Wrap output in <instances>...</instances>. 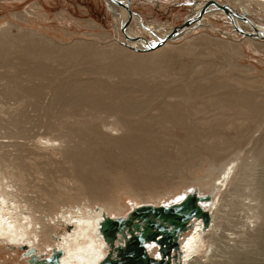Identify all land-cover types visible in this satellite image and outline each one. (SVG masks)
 Listing matches in <instances>:
<instances>
[{"label":"bare ground","instance_id":"obj_1","mask_svg":"<svg viewBox=\"0 0 264 264\" xmlns=\"http://www.w3.org/2000/svg\"><path fill=\"white\" fill-rule=\"evenodd\" d=\"M107 1L111 9L115 11V15L126 26V32H123L127 40V45L131 47L126 46L127 48H124L119 43L113 42L110 46L111 50L102 57L108 58L109 60L103 67L110 69V72L114 76H118L119 78H116L118 81L112 80L113 82L111 83H99L95 81L88 82L86 85L78 82V88L84 89L86 87L90 91L87 98L91 106L88 104V109L81 106L83 101L82 90L76 91L70 82L63 83L65 84L64 88H67V85H69V87L74 89L72 90L73 92L71 91L72 93H70L69 99L58 97L57 101L60 99V102L64 104L63 108L65 109L66 118L72 117L76 120L85 119L88 122V118L91 115L101 119V126L97 130L99 135L104 133L103 127L110 125L111 131L106 130V135L101 138L107 143L104 145L111 149L112 146L109 145L111 144L119 148L124 154H129L130 157L124 162L117 161L113 163L111 161L114 166L104 164L103 156H107L111 160L110 153L102 152L97 154L96 149L92 150L94 144L88 139V136V138L84 136L82 143L76 145L67 143L66 145L60 144L58 149L62 152L65 159L71 162L73 167V169H70L71 179L76 184V193L73 195V193L71 194L68 191L58 192L53 187L52 180L57 175L53 173L52 168L44 166V163H38L36 160L31 163V160L34 159L31 157V154L52 156L50 153H38L28 143H21L19 141L11 142L10 140L8 142L1 141L0 151L2 150L4 152L0 153V244L14 247L18 258L23 255L21 261L18 258L16 260V263L20 264H45L56 250L61 251L59 264H66V261L74 259V255L83 256L88 260L95 259L96 264H98L109 252V245L104 240L103 234L100 231L101 222L105 216H111L113 218L126 217L135 207L143 204L159 206L180 202L186 194L197 189L199 194H211L212 196L211 200L202 202L204 208L211 213L212 219L210 226L206 230L203 229V220L194 217L191 220L189 229L180 236V250L173 252L171 264H207V261L204 262L203 259L207 260L211 252H213L215 234L222 227L221 223L217 221V211H215L219 199L217 194L223 193L222 187L225 184H231L232 186V184L234 185L236 183L235 181L232 182V180L239 174V170L243 168V154H247V151L251 150L250 153L254 152L253 159L258 154L264 155V138H262L264 131V94L259 91L247 92L245 90L244 93L237 91L241 83L239 77L236 78L234 74L222 72V68L220 69V75H214L213 72L208 75L207 70L209 65L207 67L200 66L201 68H196L195 65V70H192V72H195L193 75L184 77L175 74L168 75L171 81L166 84V87L156 84L149 85L143 83L144 81L142 79L135 80L133 76L143 77L150 74V71L146 72L144 70V66H146L144 64H147L144 62L153 58H155V65L151 70H162L163 74L164 71L177 70L176 65L178 62L176 58H169V54H179L186 49L187 51L194 52L193 50H195L194 47L196 44L198 42L204 43V40L207 39L204 37V33L196 32L204 28V26H207L208 24L205 22L207 20L211 21L210 17L214 15L230 18L234 25H237L243 33L247 34L244 41L254 44L264 43V0H229L231 2L230 4L222 0H196L197 2L194 6L192 5L194 7L193 13L186 18V20L190 21L188 26L179 30L175 36L168 39L165 43L156 45L154 44L155 40L166 36L173 30L175 25L166 23L156 24L150 21L144 25L143 23L145 22L139 14L133 11L130 12V9L129 11L127 10V3H129L130 8L131 0ZM222 5H226L228 8L230 7L232 14L230 15L221 7ZM18 15L21 19H27L22 13H18ZM240 15H245L249 21L241 18ZM123 24H121V27ZM133 27H138L140 32L134 31ZM8 31L7 29L1 28L0 36H4V39L7 38L10 36ZM144 31L150 34L149 40L146 39ZM126 34L131 38L127 39ZM135 37L138 40L132 39ZM183 38V41L176 42ZM4 39H0V43L6 41ZM29 41L31 40L26 39L19 45ZM207 41H211V39L206 40L204 44H207ZM146 42H150L155 46L148 48V43ZM30 43L31 45L29 46H20L21 49L18 50L19 58L28 56L36 58L40 54L43 57H51L56 56L57 51H60L58 55L62 56L64 52V46L56 47L55 44L50 42L44 46L45 48L37 47L35 44H32L34 43L33 41ZM76 45L79 48V45ZM3 46L5 47V45ZM31 47L34 48L32 49ZM0 48L3 51V47ZM85 50L75 48L71 50L68 57L66 55L63 56L64 58H74L75 54L78 55L81 51L83 52ZM68 51L70 52V50ZM181 54L183 55L184 52ZM98 55L99 53L93 49L91 53L86 54L84 57L98 58ZM118 58H122L120 60L126 59V61L122 62ZM134 60L137 61V64L136 61L134 63ZM192 65L190 63H184L183 69L188 72ZM228 69L231 72L235 71L237 69L236 64H229ZM143 70L146 72V75L144 72L142 73ZM33 72L39 73L38 76L43 77L42 73L46 72V70L41 65H35L32 69ZM199 74L200 77L195 79L194 77L199 76ZM217 80H220V82L215 84ZM229 81L231 85L227 84ZM133 83L139 85V89L135 86V89L133 88L135 91L130 92L131 89L127 87ZM5 85L8 86L7 89L11 93H14L13 95H16L15 90L11 89L8 82ZM50 86L52 85L50 84ZM20 90H22V87ZM42 90H33V95L38 97L37 103L40 105L42 104L40 103L43 96ZM3 92L4 90H0V93ZM59 93L63 96L66 95L64 90H59ZM104 97L108 99L105 100ZM161 97H163L162 103L159 102L161 104L155 107L154 104ZM188 105H194L192 115L189 114L191 116L190 120L193 116L196 119L195 116L199 115L202 121L209 117H215L214 121L207 126H202L205 123H202V125L200 123V125L190 124ZM51 109L53 110V108ZM194 110L195 112L197 111L196 115ZM155 111L156 113H154ZM110 117H114V120L109 121L108 118ZM235 119L242 120V123L234 124ZM251 120L255 123L252 129L250 127ZM62 122L64 123V121ZM156 127H160L165 131L167 130L169 136L174 130L175 134L178 130H181L186 135L185 140L187 143L191 141V137L194 135L204 137L207 141L217 144V146L215 145L216 147H213L209 144L206 145L205 142H197V140L192 139L193 142L190 143L193 145H189V143L187 146L182 145L180 147L188 155L186 161L184 159L185 155H182L181 159L184 160V163L178 164L179 167L183 168L182 172L185 170V165L189 166L191 164L190 158L194 160L191 165L196 168L200 166V161L203 156L208 154L210 161L208 166L204 167V170L207 172L195 176V171L192 170L194 176H188L189 174H187L188 179H181L178 182H173L172 178L169 177L163 178L158 176L154 161L156 151L150 145V141L148 142V138L156 134L154 129ZM17 128L19 130H11L10 135L7 137L16 139L28 138L25 135L26 130H21L20 126ZM50 129L51 134H53L52 132L58 133L60 130L56 127H50ZM161 131L165 134L163 130ZM85 132H80V134L83 133L82 135H84ZM62 137L63 134H54L51 140L59 139V141L63 142V140H60ZM152 142L154 141L152 140ZM168 142L170 141L168 140ZM250 143H252V146L248 150H245L244 147ZM7 147H13L17 152L3 150ZM197 149L202 150L201 156L197 155L200 157H194L193 155L195 153L194 150L196 151ZM23 152L27 154L23 155ZM231 152H233L231 161L228 162L224 159L220 164L217 162L223 153L228 154ZM139 153L144 155L141 158L143 161L141 160L140 162L145 170L148 171V174H144L141 178L135 176L134 166L132 165L135 163V159L132 157L137 156ZM94 155L98 156L95 157ZM86 157L89 159L82 160ZM51 162L56 163L55 160H51ZM257 163L259 162H256V165ZM252 164H255V162H252ZM123 165L124 167H122ZM127 169H132V171L129 172ZM248 169L250 167H246V171ZM37 170H40L42 175L45 176L40 179V182L36 180L35 172ZM12 173L14 177L11 176ZM251 174L250 177L254 175ZM184 185L187 186L186 191L178 193L180 191L179 189ZM113 186L115 190L111 191ZM249 188L251 189L250 193L254 194L252 186ZM117 189L123 190L125 198L130 196L137 206L132 207V205H128L123 200V195L117 193ZM229 190L230 188H227L224 192ZM177 193L178 195H176ZM84 195L88 197L89 201L86 207L80 206ZM248 196L252 200H257L250 194ZM171 197L174 198L164 200L163 202L160 200L161 198ZM139 201L142 202L139 203ZM72 203L76 204L72 205ZM241 205H244V203H241ZM261 205L258 200V204L255 207L258 213L254 215V221H262L264 223V211H262ZM263 223L260 224L264 225ZM257 230H262V226H258ZM193 237H196V239L189 245L188 241ZM124 242L125 239L123 236L119 235L117 243L124 244ZM89 244L92 245L91 249L77 253V248L83 247L87 249V245ZM146 249L153 258H161V252L156 242L152 240L147 241ZM6 250V247L3 245L0 246V253ZM20 250H23V254ZM69 253H73V256H70ZM34 256H36L35 259H33ZM0 264L10 263L6 260L0 262Z\"/></svg>","mask_w":264,"mask_h":264},{"label":"rangeland","instance_id":"obj_2","mask_svg":"<svg viewBox=\"0 0 264 264\" xmlns=\"http://www.w3.org/2000/svg\"><path fill=\"white\" fill-rule=\"evenodd\" d=\"M222 1L229 4L231 3L229 0ZM196 2V0H131L130 12L133 11L134 13L139 14L145 22L143 23L144 25L150 21L156 24L166 23L181 26L186 21V18L193 13V6ZM234 3H236V1H234ZM18 13L24 14L27 19H21ZM249 13H251V11H249ZM210 18L211 21L207 20L208 22H205L208 25L199 29L200 31L198 30L196 33L199 32L205 34L204 37L207 39L204 40V43L208 39H211V41H207V44L198 42L194 47V52H190V50L187 51L186 49L179 54H169V58H176V61L178 62L176 65L177 70L164 71V74L162 70L153 71L151 70L155 65V58H153L144 62L147 64L143 63L146 65L144 66V70L146 72L150 71V74L146 75V72L143 70L142 73L144 72L146 76L136 77V75H134L133 78H135V80L142 79V81H144L143 83L149 85L156 84L166 87V84L171 81V78L168 75L175 74L180 77L193 75L195 72H192V70H195V65L196 68L200 66L207 67V65H209L207 70L208 75L211 72H213L214 75H220V69L222 68V72L234 74L236 78L239 77L241 83L238 86L237 91H240L241 93H244L245 90L247 92L259 91L264 94V43L254 44L252 42L244 41L247 34L243 33L237 25H234L230 18L218 15H214ZM120 23L123 24L118 16L115 15V11L111 9L107 0H0V30L1 28L7 29L10 34V36L5 39L4 36H2L3 38L0 36V39L6 40L0 43V47H3V51L2 48H0V51H2L0 52V90H4L3 93H0V142H8L9 140L11 142L19 141L21 143H28L29 146L35 149L38 153H50L52 156L31 154V157L34 158L31 160V163L36 160V162L44 163V166L53 169V173H55L57 177L52 180V185L58 192L68 191L71 194L73 193V195L76 193V184L71 179L70 169H73V167L71 162L65 159L62 152L58 149L60 144L66 145L67 143L70 145H76L82 143L84 136L86 138L89 137L88 139L94 144L92 150L96 149L97 154L102 152L110 153L111 160H109L107 156H103L104 164L110 166H114L112 162H124L130 157L129 154H124L119 148H116L111 144H109L112 146L111 149L104 145L107 143L101 138L106 135V130L111 131L110 125L103 127L104 133L99 135L97 130L101 126V119L91 115L88 118V122H86L85 119H83V121L76 120L72 117L66 118L64 112L65 109L63 108L64 104L60 102V99L57 101L58 97L68 100L70 93H72V90L74 89L76 91L82 90L83 101L81 106L88 109L89 105L91 106V103L87 98L90 91H88L86 87L84 89L78 88V82L86 85L88 82L95 81L99 83L118 81V79H116L119 78L118 76H114L110 72V69L103 67L109 62V60L108 58L102 57H104L103 55L105 53L111 50L110 46L113 42L119 43L124 48L126 46L130 47L127 45V40L125 39ZM138 29V27H133L134 31H139ZM144 34L146 39L149 40L150 34L147 32ZM26 39L33 41L34 43L32 44H35L39 48L48 45L49 42L55 44L56 47L64 46L63 55H66L67 57L70 55L71 50L75 48L86 50L83 51L84 53L81 51L80 54H75L74 58H64L63 55L59 56L58 53L60 51H57L56 56L54 55L51 57H43V55L40 54L39 57L36 58L33 56L19 58L18 50L21 49L20 46L31 45V41L26 42L27 44L24 43L19 45ZM183 40L184 38L176 42H181ZM76 44L79 45V48ZM3 45H5V47ZM31 48L33 49L34 47ZM93 49L99 53L98 58H88L89 56L87 58L84 57L86 54L91 53ZM68 50H70V52ZM183 52L184 54L182 55L181 53ZM120 59L122 58H118V60ZM120 61L123 62L126 61V59ZM135 61L136 60H134V63ZM184 63L193 64L190 67V69L192 68L191 71L189 69L190 72L183 69ZM234 63L236 64L237 69L231 72L230 69H228V66L229 64L234 65ZM35 65H41L44 67L46 72L42 73L43 77L38 76L39 73H32V69ZM199 77L200 74L194 78L196 79ZM7 82L11 86V89L15 90L16 95H13L14 93H11L10 90L7 89L8 86L5 85ZM66 82L73 84L74 89L69 87V85H67V88H64L65 84L63 83ZM219 82L220 80H217L215 84H218ZM50 84L52 86H50ZM58 84L60 87H58ZM133 84L127 87L131 89L130 92H134L135 90H133V88L135 89V86H137V88L139 86ZM227 84L231 85L230 81ZM21 87L22 90H20ZM35 89L38 91L43 89V96L40 101L42 106L37 103L38 97L33 95V90ZM59 90H64L66 95L63 96L61 93L58 94ZM104 99L107 100L108 98L104 97ZM162 99L163 97L158 98V103L156 102L154 106L157 107L156 105L161 104L163 101ZM188 106V115H192L194 105ZM51 108H53V110ZM154 113H156V111ZM194 113L196 115L197 111L195 112L194 110ZM76 114H78V112H76ZM190 117L191 116L189 115L190 124H206L202 126L211 124L215 119V117H209L210 119L207 118L202 121L199 115L195 116L196 119L193 116L190 120ZM108 119L109 121H112L114 120V117ZM62 121H64V123ZM241 123L242 120L240 119L234 120V124ZM16 125L20 126L21 130H26L25 135H27L28 138L16 139L7 137L10 135L11 130H19ZM254 125L255 123L251 120V129ZM50 127H56L60 130L58 133L52 132L53 134H51L52 128L50 129ZM79 127H81V129H79ZM154 129L156 134L149 137L148 142L150 141V145L153 146L156 151L154 161L156 163L155 167L157 168L158 176L163 178L169 177L172 178L173 182H178L181 179H188L186 176L187 174H189L188 176H194L192 170L195 171V176L207 172L204 170V167L208 166L210 161L208 154L203 156L200 161V166L196 168L191 165L194 160L190 158V167L185 165V170L182 172L183 168L179 167L178 164L184 163V160L181 159L182 155H185V161L188 159V155H186L187 152L182 151L180 147L182 145L187 146L190 142H193L192 139H195V141L197 140V142H205L206 145L209 144L213 147H216L217 144L207 141L204 137L194 135H192L191 141L187 143L185 140L186 135L181 130H178L176 134L174 130L169 136L167 130L165 131L160 127ZM161 130H163L165 134L162 133ZM80 132H85V134L82 135L83 133L80 134ZM59 133L63 134V137L60 139L63 140V142L59 141V139L51 140L53 139L52 137L54 134ZM204 133L206 134V132ZM262 135V138H264V131ZM46 139L51 141H47ZM257 139L255 140L258 141ZM152 140L154 142H152ZM168 140L170 142H168ZM189 145L193 144L190 143ZM45 146L47 150L45 149ZM251 146L252 143L246 145L244 149L248 150ZM3 150L17 152L13 147H7ZM1 152L4 151L1 150L0 153ZM194 152V157L197 155L201 156L202 154L201 149L194 150ZM250 152L251 150L247 151V154H243L242 162L244 161V166L242 165L243 168L239 170V174H237L234 180H232V182L235 181L236 183L234 185L232 184V186L231 184H225L222 187L223 193L217 194L219 199L215 211H217V221L221 223L222 227L215 234V246L213 252H211V255L207 260L203 259L204 262L207 261V264H264V225H261L263 223L262 221H254V215L258 213V210L255 209L258 200L262 204V211H264V155L258 154L255 160L253 159L254 152H252L253 154ZM232 153L233 152L228 154L223 153L219 157L220 160L217 162L220 164L224 159L228 162L231 161ZM26 154L27 153L23 152V155ZM226 156L228 157L225 158ZM142 157H144L142 153L132 157L135 159V163L132 165L134 166L133 170L137 178H141L146 173L148 174V171L145 170L140 162ZM88 159L89 158L86 157L82 160ZM51 160H55L56 163L51 162ZM252 162H255V164H252ZM256 162L259 163L256 165ZM255 165L256 167H254ZM122 167H124V165ZM246 167H250V169L246 171ZM128 171L131 172L132 169ZM250 174L254 175L250 177ZM11 176L14 177L13 173ZM35 176L37 177V182H40V179L45 177L40 170L35 172ZM60 176L61 178L59 179ZM177 177L180 178L177 179ZM218 177H220V175H218ZM251 186L252 190H256H253L254 194L250 193L251 189L249 187ZM78 187L80 186L78 185ZM186 187L187 186L184 185L179 189L180 191L178 193L186 191ZM227 188H230V190L224 192ZM114 190L115 187L113 186L111 191ZM120 190L121 189H117V193L123 195V200H125L128 205H132V207L137 206L130 196L127 195L128 197L125 198L124 191ZM178 193L176 195H178ZM249 194L257 200H252L248 196ZM259 196H262V198ZM174 197L161 198L160 200L163 202L164 200H169ZM82 198L83 200L81 201L80 206L86 207V204L89 203L88 197L84 195ZM141 202L139 201V203ZM241 203H244V205H241ZM75 204L76 203H72V205ZM258 226H262V230H257ZM2 245L6 247L7 250L0 253V262L8 260L10 264H20L16 263L18 255L16 254L15 248L0 244V246ZM20 251L23 254V250ZM21 257L18 258L19 261H21Z\"/></svg>","mask_w":264,"mask_h":264},{"label":"water","instance_id":"obj_3","mask_svg":"<svg viewBox=\"0 0 264 264\" xmlns=\"http://www.w3.org/2000/svg\"><path fill=\"white\" fill-rule=\"evenodd\" d=\"M221 7L230 15L232 14L230 7L226 5ZM126 8L129 11V3ZM240 17L249 21L245 15ZM189 23L190 21L186 20L183 25L174 27L166 36L155 40L154 44L165 43ZM122 27L126 32V26L123 24ZM126 38L131 37L126 34ZM132 39L138 40L136 37ZM155 45L149 42L147 47ZM211 198V194L202 195L195 189L186 194L180 202L159 206L143 204L135 207L126 217L105 216L101 222L100 231L109 245V252L98 264H171L173 252L180 250V236L189 229L194 217L203 220V229L206 230L210 226L212 216L202 202L209 201ZM119 235L125 239L124 244L117 243ZM150 240L158 244L161 258H153L148 253L146 242ZM60 256L61 251L56 250L45 264H59Z\"/></svg>","mask_w":264,"mask_h":264},{"label":"clouds","instance_id":"obj_4","mask_svg":"<svg viewBox=\"0 0 264 264\" xmlns=\"http://www.w3.org/2000/svg\"><path fill=\"white\" fill-rule=\"evenodd\" d=\"M194 239H196V237H193L192 239H190L188 241V244L191 245L193 243ZM91 248H92V245L89 244V245H87V249L80 247V248H77L76 251H77V253H82V252H85ZM69 255L73 256V253H69ZM74 261H75V264H96L95 259L88 260V259H85L83 256H80V255H74V259L66 261V264H74Z\"/></svg>","mask_w":264,"mask_h":264}]
</instances>
